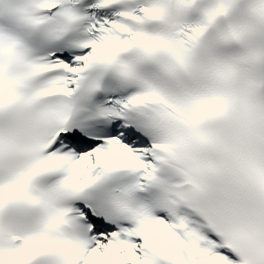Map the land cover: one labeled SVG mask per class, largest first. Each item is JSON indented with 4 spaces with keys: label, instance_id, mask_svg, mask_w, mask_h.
Here are the masks:
<instances>
[{
    "label": "snow or ice",
    "instance_id": "6c2138e0",
    "mask_svg": "<svg viewBox=\"0 0 264 264\" xmlns=\"http://www.w3.org/2000/svg\"><path fill=\"white\" fill-rule=\"evenodd\" d=\"M0 264H264V0H0Z\"/></svg>",
    "mask_w": 264,
    "mask_h": 264
}]
</instances>
